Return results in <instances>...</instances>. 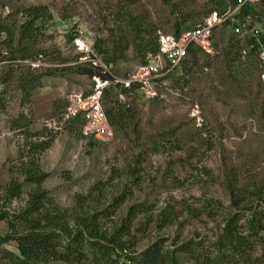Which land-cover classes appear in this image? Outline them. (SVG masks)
<instances>
[{
	"label": "rangeland",
	"instance_id": "1",
	"mask_svg": "<svg viewBox=\"0 0 264 264\" xmlns=\"http://www.w3.org/2000/svg\"><path fill=\"white\" fill-rule=\"evenodd\" d=\"M34 6L46 12L34 24L33 58L21 62L10 52ZM230 6L229 0H0V56L15 60L3 69L0 95V206L8 214L0 220V264H108L115 255L101 262L90 252L70 261H27L11 239L28 229L23 216L37 190L46 195L43 215L65 214L99 182L101 192L94 190L96 200L84 208L97 213L106 235H116L130 206L137 208L129 234L118 232L125 245L118 252L135 256L156 240L173 249L197 238L212 251L211 241L234 212L231 192L255 196L264 187V44L253 53L246 44L253 30H264V4L243 17L248 29L216 26L208 48L193 46L197 58L189 52L185 66L162 79L153 97L123 95L116 87L132 120L126 129L111 126L113 136L85 135L82 118L69 107L102 75L90 59L106 64L98 51L108 50L111 34L126 37L133 25L125 58L106 64L124 76L149 53L132 43L137 25L149 24L152 37L172 34L175 22L195 26ZM231 44L240 47L236 62L229 61ZM38 73L39 86L25 95L20 79ZM32 170L44 175L40 186L29 179ZM10 184L19 185L17 195H9ZM251 254L264 264V245L255 244ZM176 256L178 264H201L186 252Z\"/></svg>",
	"mask_w": 264,
	"mask_h": 264
},
{
	"label": "trees",
	"instance_id": "2",
	"mask_svg": "<svg viewBox=\"0 0 264 264\" xmlns=\"http://www.w3.org/2000/svg\"><path fill=\"white\" fill-rule=\"evenodd\" d=\"M166 1L168 2V0ZM258 3L264 4V0ZM258 3L242 8L236 19L241 23H246L243 17L253 14L251 7ZM45 12V6L29 8V13L26 14L28 19L21 24L18 45L16 50H11V56H16L17 54L21 59L33 58L29 47L31 46L30 41L34 38V24ZM129 26L132 27L126 37L134 31H132L133 25L130 24ZM186 28H182L178 22H175L173 34L177 35ZM152 33L149 24L137 25L136 39L133 38L132 40V43H137V51L155 52L158 35L156 34L155 37H152ZM251 33V36H246L248 37L246 44L251 46L250 52L253 53L260 49L261 44H264V30L256 28ZM126 37L125 35L117 36L116 34H111V38L108 40V50L98 51L103 56L102 59L106 64L125 58L124 51L130 44V41L126 42ZM70 38L72 40V36ZM122 41L127 44L121 45ZM229 48L230 50L227 53L229 55L233 54L229 61L236 62L240 47L236 44H231ZM189 52L192 53L193 58H197L196 48H191ZM37 54L38 52L34 55ZM145 57L146 54H143L141 62H144ZM185 64L183 62L182 65L185 66ZM81 70H85V68ZM41 76L42 74L38 73L24 76L20 79L25 95L39 86ZM3 77L4 75H2ZM115 88L110 86L105 90L103 96L105 99L104 110L111 126L126 129L132 120L131 106L125 100L117 98ZM119 92L123 95H130V90L125 88H119ZM30 173L29 179L40 186L44 175L38 174L35 170ZM102 187L100 182L96 183L86 196L77 198L75 207L69 212L66 210L63 212L65 214L58 213L54 215H43L40 212L42 200L46 196L45 192L39 189L33 193L29 198L26 215L23 216L29 224L28 229L23 234L11 236V239L17 242V248L21 256L27 261L38 259L70 261L76 257L82 259L88 256L87 254L90 252L95 262H101L106 257L107 260L109 255H115L114 259L107 260L108 264H178L176 254L178 252H186L201 264H260L259 257H253L251 253L255 244L264 245V187H258L256 192H253L255 196H238V194H235L236 192H231L230 207L234 209V212L226 216L221 231L211 241L212 251L206 250L203 246V240L198 238L184 241L173 249H165L161 240H156L135 256L131 255V252H118V250L124 251L125 249L124 242L120 240L118 232L119 234L120 232L121 234H129L131 218L136 213V206H130L127 213L128 217L123 220L116 235L112 234L111 236L106 235L99 226L97 213L84 208H89L90 203L96 200V196H93L94 190L100 193ZM8 188L9 195L18 194V184H10ZM114 201L117 202V206L121 203L118 198H115ZM39 212L42 215H37ZM67 216L73 219L74 223L72 226H69L66 219ZM5 217L8 218V214L0 206V220ZM44 220H46L47 224L42 222ZM121 256L125 257L122 262L119 260Z\"/></svg>",
	"mask_w": 264,
	"mask_h": 264
},
{
	"label": "built area",
	"instance_id": "3",
	"mask_svg": "<svg viewBox=\"0 0 264 264\" xmlns=\"http://www.w3.org/2000/svg\"><path fill=\"white\" fill-rule=\"evenodd\" d=\"M230 7L222 14L213 13L200 24L188 27L177 35L158 33L155 52L148 53L144 62L139 63L135 69L124 76L110 72L101 60L90 59L92 64L100 67L102 75H94V84L84 98H79L70 105L69 112L72 116L82 118V131L85 135L108 138L113 136V130L104 110V92L110 87L125 88L130 92H137L144 96L156 95V86L162 79L168 77L178 69L188 57L193 46L199 45L202 49L210 45L212 30L229 22L236 33L247 29V23L236 19L242 8L258 3L261 0H229ZM10 56H0V95L4 90L3 69L14 62ZM21 62L24 59L20 60ZM25 62V61H24Z\"/></svg>",
	"mask_w": 264,
	"mask_h": 264
}]
</instances>
